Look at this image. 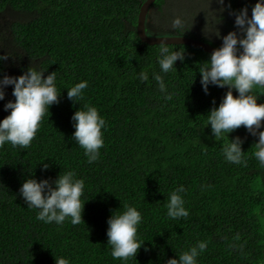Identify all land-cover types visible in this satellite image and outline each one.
<instances>
[{"label": "trees", "instance_id": "1", "mask_svg": "<svg viewBox=\"0 0 264 264\" xmlns=\"http://www.w3.org/2000/svg\"><path fill=\"white\" fill-rule=\"evenodd\" d=\"M145 1L0 0V15H19L8 26L14 63L0 62V76H19L30 66L46 70L44 76L55 71L61 92L28 148H0V264H56L60 257L70 264H166L198 241L207 244L198 264L264 263V167L253 154L258 137L244 126L228 136L212 135L207 113L228 87L209 85L205 93L198 67L210 53L185 44H167L184 49L185 60H177L176 71L161 72V44H145L137 33ZM255 3L156 0L148 25L158 35L188 36L218 48L224 35L239 31L233 13L247 6L251 16ZM176 20L181 27H173ZM141 71L149 74L147 81L139 78ZM153 73L163 76L171 99ZM82 80L88 86L73 102L67 89ZM13 87L6 86L0 100V120L11 111L4 105L15 100ZM253 94L264 103V90ZM85 105L106 121L104 146L92 163L72 139L71 117ZM237 136L243 140L240 164L223 155V146ZM67 171L85 181L84 221L37 219L38 209L19 193L22 183L30 177L54 181ZM181 185L189 215L173 219L167 198ZM128 205L142 214L138 238L145 242L136 257L123 261L111 255L107 220Z\"/></svg>", "mask_w": 264, "mask_h": 264}, {"label": "clouds", "instance_id": "2", "mask_svg": "<svg viewBox=\"0 0 264 264\" xmlns=\"http://www.w3.org/2000/svg\"><path fill=\"white\" fill-rule=\"evenodd\" d=\"M223 4V0H219ZM237 31H229L222 37V45L215 48L210 58L199 64L200 83L205 91L209 85L228 87L218 107H212L207 113V126L216 137L228 136L229 133L244 126L249 134L258 137L254 143V157L261 167H264V103H258L260 95L253 94L254 89L264 90V0H256L252 6L251 16L245 6L235 11ZM148 22V17H147ZM149 28L151 27L148 25ZM181 27L180 20L173 24ZM217 37L220 32H215ZM8 55H0V62ZM185 60L184 49H172L167 43L159 47L157 61L162 73L176 71V62ZM46 70L28 67L19 76L4 74L0 76V100L5 99L6 86L12 85V95L15 100L5 103V110L10 113L0 120V148L5 144L28 148L35 138L40 123L50 107L59 103L61 92L56 85V72L44 76ZM142 81L149 79L147 72L141 71ZM153 79L158 83L161 92L167 99L172 96L168 92L164 78L159 73H153ZM88 81L77 82L67 89V96L73 102L83 98V90ZM233 89L238 95H233ZM75 131L72 139L84 150L89 163L96 161L100 149L104 146L106 121L95 106L85 105L79 108L71 117ZM243 140L237 136L223 146V155L230 163L240 164L243 157ZM47 169L48 165L45 164ZM54 185V186H53ZM85 181L76 177L72 171L59 174L54 181L50 179L27 178L22 183L19 193L30 208L38 209L37 219L45 223L62 224L70 218L72 224L83 220L85 202H82ZM185 191L181 185L172 191L166 203L167 215L173 219L187 217L188 210L181 195ZM142 222L141 212L128 205L122 212L112 213L108 218L107 237L111 245V255L114 259L127 261L136 257L144 242L138 238V227ZM207 244L198 241L189 250L177 258L168 259L166 264H198L199 255ZM56 264H70L66 258H55Z\"/></svg>", "mask_w": 264, "mask_h": 264}, {"label": "water", "instance_id": "3", "mask_svg": "<svg viewBox=\"0 0 264 264\" xmlns=\"http://www.w3.org/2000/svg\"><path fill=\"white\" fill-rule=\"evenodd\" d=\"M156 0H146L142 6L138 18L137 33L141 38L142 42L145 44L156 45V44H185L193 46L204 50L205 52L212 53V51L217 48L216 46L203 41L201 39L192 38L188 36H179V35H158L148 33V22L147 17L148 13ZM264 264V263H263Z\"/></svg>", "mask_w": 264, "mask_h": 264}, {"label": "rangeland", "instance_id": "4", "mask_svg": "<svg viewBox=\"0 0 264 264\" xmlns=\"http://www.w3.org/2000/svg\"><path fill=\"white\" fill-rule=\"evenodd\" d=\"M19 15L17 14H13L11 15L10 12L9 13H5V15H0V42L2 43V45L0 46V49L5 53L8 51L7 55H8V61L9 63L11 62L12 64L14 63V59L11 57L12 55L9 54V52H13L14 50H12L13 45H12V39L9 35V29L8 26L10 24V22L14 21V19H17ZM151 31L154 33H158L159 31L154 28V27H150ZM12 59V61H11Z\"/></svg>", "mask_w": 264, "mask_h": 264}, {"label": "flooded vegetation", "instance_id": "5", "mask_svg": "<svg viewBox=\"0 0 264 264\" xmlns=\"http://www.w3.org/2000/svg\"><path fill=\"white\" fill-rule=\"evenodd\" d=\"M149 25H150V23H149Z\"/></svg>", "mask_w": 264, "mask_h": 264}]
</instances>
